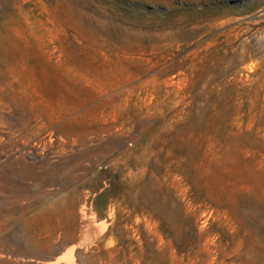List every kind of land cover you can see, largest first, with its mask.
<instances>
[{
	"label": "rangeland",
	"instance_id": "obj_1",
	"mask_svg": "<svg viewBox=\"0 0 264 264\" xmlns=\"http://www.w3.org/2000/svg\"><path fill=\"white\" fill-rule=\"evenodd\" d=\"M0 264H264V0H0Z\"/></svg>",
	"mask_w": 264,
	"mask_h": 264
},
{
	"label": "bare ground",
	"instance_id": "obj_2",
	"mask_svg": "<svg viewBox=\"0 0 264 264\" xmlns=\"http://www.w3.org/2000/svg\"><path fill=\"white\" fill-rule=\"evenodd\" d=\"M29 148V147H28ZM24 150V149H23ZM21 152V151H20ZM23 154V153H22ZM25 154V153H24ZM26 154H28L29 156L30 155H35L34 151L33 150H29ZM24 156V155H23ZM29 158V157H28ZM39 158V157H38ZM32 159V158H31Z\"/></svg>",
	"mask_w": 264,
	"mask_h": 264
}]
</instances>
